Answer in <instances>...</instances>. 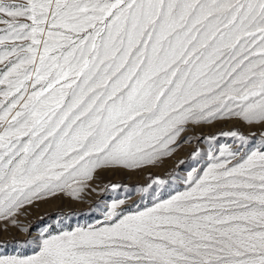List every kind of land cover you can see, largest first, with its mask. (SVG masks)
<instances>
[{"label": "snow or ice", "instance_id": "snow-or-ice-1", "mask_svg": "<svg viewBox=\"0 0 264 264\" xmlns=\"http://www.w3.org/2000/svg\"><path fill=\"white\" fill-rule=\"evenodd\" d=\"M224 118L264 128V0H0V220ZM219 136L183 190L157 177L151 206L114 200L0 264H264V130Z\"/></svg>", "mask_w": 264, "mask_h": 264}, {"label": "rangeland", "instance_id": "rangeland-1", "mask_svg": "<svg viewBox=\"0 0 264 264\" xmlns=\"http://www.w3.org/2000/svg\"><path fill=\"white\" fill-rule=\"evenodd\" d=\"M238 129L244 134L264 130L259 126H248L235 118H224L194 126L188 130V139L182 141L170 157L161 158L154 166H142L140 169L110 168L99 171L77 196L68 192L40 199L32 205H26L17 216L18 225L0 220V255H31L33 245L28 241H37L41 231L51 226L57 230H71L86 225H98L104 221V214L112 202L122 200L118 211L135 210L137 206H151V189L141 192L140 188L152 183L159 177L170 182L171 187L183 190L184 177L193 168H199L203 162H194L192 153L197 149L205 153L210 141L203 137L217 136L220 145L231 143V139L220 137L219 133ZM198 159V157L196 158ZM207 159V157H206ZM184 161L183 164L180 162ZM112 185L121 187L112 188ZM126 186V187H125ZM156 187L155 185H153ZM164 191V189H159ZM165 198H167L165 196ZM21 226L26 230H21Z\"/></svg>", "mask_w": 264, "mask_h": 264}]
</instances>
